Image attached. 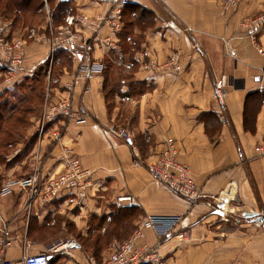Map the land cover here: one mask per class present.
<instances>
[{"label": "crops", "instance_id": "crops-1", "mask_svg": "<svg viewBox=\"0 0 264 264\" xmlns=\"http://www.w3.org/2000/svg\"><path fill=\"white\" fill-rule=\"evenodd\" d=\"M45 3L47 15L41 14L42 6L22 20L32 17L37 35L28 40L26 28L20 31L27 40L26 62L15 78L47 70V76L51 72L58 79L52 84L51 100L69 94L66 85L79 65L82 44L65 49L69 61L60 64L61 48L50 60L46 37L47 27L55 30L70 13L85 17L77 27L82 38L93 43L90 60L101 62L104 70L74 82L73 106H85L86 119L69 120L56 144L49 138L39 140L33 128V144L26 146L21 159L3 166L0 185L36 168L41 176L59 173L69 148L91 172L90 186L81 205L66 192L50 200L29 190L0 195V215L10 242L4 249L0 242V254L18 261L55 244L59 250L49 255V264H104L143 216L179 215L168 235L144 229L137 245L157 247L163 264H264V224L243 214L264 215V155L257 149L264 143V100L254 94L264 81V22L255 31L257 45L245 26L264 12V0H238L228 8L220 0H130L122 9L102 0ZM174 54L180 70L146 68L157 67L155 62ZM127 55L128 67H137L133 78L145 81L146 89L137 96H114L111 109L105 88L107 66L112 56L118 64L119 57ZM54 61L60 64L56 75ZM5 71L0 66V74H8ZM218 81L225 92L222 104L214 95ZM208 111L223 118L213 139L207 132L212 130ZM120 129L130 139L119 137ZM169 139L175 141L178 158L189 166L204 198L194 201L151 175L149 167ZM229 183L236 187L235 196L226 201L221 214L215 211V198ZM121 194L134 195L136 204L119 205L116 197ZM233 212L244 219H233ZM96 242L100 250L95 259L90 250Z\"/></svg>", "mask_w": 264, "mask_h": 264}, {"label": "built area", "instance_id": "built-area-1", "mask_svg": "<svg viewBox=\"0 0 264 264\" xmlns=\"http://www.w3.org/2000/svg\"><path fill=\"white\" fill-rule=\"evenodd\" d=\"M110 3L118 9L129 5L130 0H102ZM238 0H220L223 7L228 8L235 6ZM44 8L48 12V6L44 4ZM107 20V19H106ZM85 17L80 13H70L63 17V22L60 23L56 29L47 27L49 34L46 37L49 44V58L53 59L54 52L58 48L74 49L80 43L82 44V53L80 54V61L76 72L73 75L71 83L66 85L67 92L65 97L51 100L50 98V84L46 86L45 99L40 116L36 120V130L38 139L49 138L50 143H59L63 137L64 125L71 120H85L86 107L73 106V85L79 78H90L94 74L101 73L104 70V65L101 62L91 61L90 52L93 43L90 40L82 38L81 32L77 25L84 24ZM264 22V12L256 16L245 26L251 29L250 36L256 44L257 29ZM113 23V22H112ZM9 24L8 21H0V66H5L9 69V73L5 75L4 84H9L15 80L16 73L25 68L26 62V46L27 40L22 35L13 36L9 38ZM94 23L92 22L91 25ZM37 35L35 28L30 29L28 36L34 38ZM9 38V39H8ZM257 45V44H256ZM261 51V48H258ZM178 55L174 54L162 63H156L157 68L168 70L170 68L176 71L180 70L181 65L178 62ZM122 61L118 60L121 65ZM125 66H129L127 63ZM35 69L34 65L31 66ZM53 83H58V79L54 78ZM259 89L264 91V81L259 83ZM224 90L221 82L215 83V98L222 104L224 97ZM117 135L124 140L130 139L129 133L124 129H120ZM260 155H264V143L258 146ZM65 165L64 168L55 174H46L41 176V170L36 168L35 171L20 178H8L0 185V195L7 194L15 189L29 190L33 194L44 193V200L55 198L60 193L66 192L73 194L77 205H81L86 197L88 188L90 186L89 176L90 171L82 166L81 161L72 149L65 148L64 151ZM150 173L154 179L165 184L169 189L181 195L196 201L205 197L197 185L194 176L192 175L189 166L178 158V150L174 140H166L157 160L149 167ZM236 187L229 183L225 190L215 198L218 200L216 209L225 210L224 204L229 199L235 196ZM116 202L119 205L132 207L136 204V198L131 194H121L116 197ZM222 203V204H221ZM181 217L179 215H145L143 216L136 229L123 242L117 244L104 264H163L159 255L157 247L147 245H137V241L143 237L144 229H152L157 235H168L173 228L177 226ZM7 226L2 224V217L0 215V242L2 249L10 242L6 238ZM70 244V242H69ZM67 244L65 243L64 246ZM59 250L57 245H51L48 251L37 254L24 255L18 261H12L5 258L4 253L0 254V264H49L51 253H56ZM79 264H95L94 262H85Z\"/></svg>", "mask_w": 264, "mask_h": 264}, {"label": "rangeland", "instance_id": "rangeland-1", "mask_svg": "<svg viewBox=\"0 0 264 264\" xmlns=\"http://www.w3.org/2000/svg\"><path fill=\"white\" fill-rule=\"evenodd\" d=\"M6 0H0V21L5 20L8 21L9 24V38L11 39L13 36H21L22 34L20 33V31L23 28H26V30L23 32L24 34H26L27 39L29 40V36L28 34L30 33V29L31 28H35L37 30L36 26L34 25V20H32L33 18L31 17V20L28 19L27 22H22V19L14 22L12 17H8L7 15H4L3 13L1 14V8L4 5ZM41 14L42 15H47L48 12L46 11V9L44 8V5L42 7L41 10ZM43 18V17H42ZM28 25H27V24ZM23 25H27V26H23ZM8 38V39H9ZM124 48V47H123ZM65 50V49H64ZM125 50H129V45L125 46ZM118 57V56H117ZM120 59L123 60V63L126 64L129 62V55L127 56H122L119 57ZM69 54L68 52L66 53V50L64 52L61 53V58H60V64H62V61L65 60V62L69 61ZM114 59V60H113ZM115 61V57L112 56V60H111V65L108 66V71L106 74V84H105V88H106V92L109 93V97H110V104L109 107L112 109L113 106L115 105V101L114 100V96H119V97H129V96H137L136 94L142 92L144 89L143 88H139L140 84H138L139 80H135V78H133L132 76V72L134 69H136L137 67H127V66H121L120 64L114 63ZM58 62V61H56ZM59 63L55 64V70L53 71L54 74L56 75L57 71H58V67L60 65ZM2 68L4 70H6L5 72L9 71V69L5 66H2ZM49 70V69H48ZM9 73V72H7ZM48 71H42V73H34V76H31L27 79H21V78H15V80L9 84H4V77L5 74L2 72L0 74V111L7 115L8 112L14 111L13 107L15 104L20 103L21 101V95H29L31 96V98H33V94L32 92H34V90H32V87L34 86H38V84H40V87L42 85V88L39 90V92L34 93L39 94L40 93V98H34V100L30 103H28V105H24L25 108L30 107V110L28 113H23V121L20 123H15L14 126H10L9 124H7L8 129L13 130L10 137L6 138L9 139L8 143L3 147H0V173L3 170V166L6 165L7 163H15L16 161H18L19 159H21V157L23 156V152H25L26 146H29L31 144H33L35 135L30 134V132L32 131V129H36V120L37 118L40 116L42 108H43V103H44V99H45V92H46V86L47 84H50V90L53 84V79L54 76H52V74L47 76ZM43 83H45V90L43 88ZM126 87V89L123 91V88ZM144 88L146 87V85L143 86ZM42 91H44V93H42ZM130 92V93H129ZM44 94V95H43ZM50 94V91H49ZM43 96V97H42ZM42 99V101H41ZM35 131V130H34ZM0 144H1V136H0ZM19 145H22V149L21 151H19ZM10 157V160H9ZM1 178V177H0ZM234 213V212H233ZM235 218H243L242 214L239 213H234L233 219ZM74 232V236H77V232ZM97 233H94V235H96ZM93 235V236H94ZM92 242H88V244H91ZM90 252L92 253V249L90 250ZM98 256V252L97 254L94 255V258L96 259V257Z\"/></svg>", "mask_w": 264, "mask_h": 264}, {"label": "trees", "instance_id": "trees-1", "mask_svg": "<svg viewBox=\"0 0 264 264\" xmlns=\"http://www.w3.org/2000/svg\"><path fill=\"white\" fill-rule=\"evenodd\" d=\"M43 1L44 0H6L4 5L1 8V14L3 13L4 15H7L9 18L12 17L14 22H16L20 19L26 20L28 15L31 16V15H35V13H37V11L44 5ZM144 17L147 18L148 15L145 14ZM64 51L65 50L63 48H61L59 53H62ZM67 52L68 51L66 50V53ZM53 63L56 64L57 62L54 61ZM53 74H54V72H53ZM138 82H139L138 84H140L139 88H143L145 90L146 87L144 88L143 86L146 85V82L145 81H138ZM43 85H44L43 88L45 90V83H43ZM41 88H42V85L40 87V84H38V86L32 87V90H34V92H32V94L34 96L33 98H31V96H29V95H27V96L21 95L20 103L15 104L13 107L14 111L8 112L7 115L3 114L0 111V136H1L0 147L4 148V146L9 142L8 141L9 139H6V138H9L12 131H13L11 129H8L7 124H9L10 126L13 127L15 123H20L23 121L24 117L22 114L23 113L26 114L30 110H32V109H30V107L25 108L24 105L27 106L28 103L32 102L35 97L40 98V93L36 94V95L34 93L39 92V90ZM142 92H140V93H142ZM42 93H44V91H42ZM140 93H138V94H140ZM138 94H136V95H138ZM254 94L259 95L260 102H263V100H264V91L263 90H257L254 92ZM41 101H42V99H41ZM205 116L208 118L207 120H209L212 124V130L207 128V132L209 134V137L211 139H213L214 138V134H213L214 132L213 131L215 128H217L221 124V120L223 118L221 119V115L215 111L205 112ZM25 118H24V120H25ZM94 244L95 245L92 249L93 256L95 254H97V252H99V250H100V246L98 245V243L96 242Z\"/></svg>", "mask_w": 264, "mask_h": 264}, {"label": "water", "instance_id": "water-1", "mask_svg": "<svg viewBox=\"0 0 264 264\" xmlns=\"http://www.w3.org/2000/svg\"><path fill=\"white\" fill-rule=\"evenodd\" d=\"M222 204V203H221ZM218 213L222 214L221 210H217ZM247 218H250L251 220L257 222V223H263L264 224V215H261L255 211H244L243 213Z\"/></svg>", "mask_w": 264, "mask_h": 264}]
</instances>
